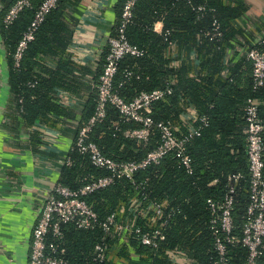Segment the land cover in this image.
I'll return each mask as SVG.
<instances>
[{
	"label": "trees",
	"instance_id": "16d2710c",
	"mask_svg": "<svg viewBox=\"0 0 264 264\" xmlns=\"http://www.w3.org/2000/svg\"><path fill=\"white\" fill-rule=\"evenodd\" d=\"M42 1L30 0V7L23 9L11 24L5 25L4 17L16 0H0V34L9 54L10 111L13 117L17 113L12 123L17 125V117H20L25 126L48 124L50 120L54 126L59 120L51 119V116H56V119L70 117L69 110L58 107L57 90L77 97L88 93L87 100L82 96L78 98L83 108L71 123L76 132L95 112V85L106 49L94 74L88 68H76L68 59H63L76 27L74 20L66 18L68 5L70 1L80 0H59L35 31L34 39L27 44L19 67L14 68L16 46ZM124 2L119 1L112 33L119 25ZM198 7L204 10L198 12ZM248 10L246 0L136 2L125 36L143 54L140 57L128 56L119 62L114 89L121 98L129 101L140 92L169 86L171 95L153 103L149 110L153 123L177 127L180 131L177 134H186L187 127L183 125L182 118L190 110L198 117H205L206 124L193 120V127L201 126V129L199 136L186 144V154L192 160L191 172L169 155L159 165L136 172L133 182L122 178L113 186L94 192L85 199L100 220L112 213L118 214L121 209L131 215L132 204L138 202L141 205L137 213L145 210L150 201L166 202V212L172 213L163 229L165 238L159 241L157 249L142 246L135 234L119 236L114 260L104 264H216L206 201H221L231 184L235 187L232 217L235 234L240 235L249 202L243 111L247 99L258 103V115L263 123L264 160V84L254 90L246 54L231 52L239 44V37H248V41L255 39L248 34L246 25H239ZM214 22L219 25L220 37L211 39L208 35ZM156 23L162 24L160 34L154 31ZM169 42L175 44V51L167 55ZM254 47H258V43L247 51ZM50 59H55L56 63L48 65ZM127 72L130 76H125ZM136 127V124L124 123L117 111L107 106L105 118L94 125L88 139L99 147L103 155L114 161H140L159 144L160 133L154 126L148 146L142 148L123 136L126 129ZM40 138V132L31 134L36 145H40ZM67 156L72 164L62 166L57 180L61 185L76 189L88 175H106L91 167L88 159L75 151H69ZM234 175L241 176L236 184L230 180ZM146 222L139 216L135 226L144 233H150ZM153 227L159 228V223ZM63 234L64 258L70 264H88L95 244L103 237L99 230H76L71 225L64 227ZM174 249L184 254L185 260L174 262L165 256L167 250ZM228 257V264H243L247 251L236 245L229 248ZM256 264H264V239Z\"/></svg>",
	"mask_w": 264,
	"mask_h": 264
},
{
	"label": "built area",
	"instance_id": "2783aa9c",
	"mask_svg": "<svg viewBox=\"0 0 264 264\" xmlns=\"http://www.w3.org/2000/svg\"><path fill=\"white\" fill-rule=\"evenodd\" d=\"M58 1L43 0L35 11L27 31L22 35L13 54L14 68L19 67L27 44L34 39L35 31L45 16L55 9ZM137 1L125 0L122 5L119 25L108 38L102 70L95 85L97 92L95 112L86 123L76 129L70 148V152L75 151L78 155L87 158L91 167L105 172L106 175H88L82 179L84 183L76 189L56 182L43 190V201L31 232L27 264H70L64 258L62 247L63 229L68 225L73 226L76 230H99L103 234L100 242L95 244L88 264H104L114 260V252L120 243L119 236L128 237L135 234L139 243L150 249H157L159 241L165 238L163 229L172 216L171 212H166V202L150 201L146 204L145 210L137 213V208L141 205V202H138L132 204L133 209L129 210L131 215L126 213L125 209H121L118 214L112 213L104 220H100L92 206L85 200L90 194L109 188L122 178L133 182L132 179L136 172L159 165L169 155L178 159L179 164L187 172H191L192 160L186 154V144L194 137L199 136L201 129V126L193 127V120H199L201 125L206 124L205 117H198L190 110L185 112L182 118L183 125L187 127L186 134H177L180 132L177 127L153 123L149 110L153 103L171 95L172 90L169 86L151 92H140L129 101L121 98L114 89L113 82L119 62L125 57H140L143 54V51L131 45L125 36V28L132 19L133 9ZM28 7H30V0H16L4 17L5 25L11 24L19 13ZM203 10V7L197 8L198 12ZM212 27L208 36L211 39L220 37L217 22H214ZM174 51L175 44L169 42L166 54H173ZM246 60L251 66L253 89L256 90L264 84V36L259 40L258 47L247 51ZM125 76H130V73L127 72ZM107 106L114 108L124 123L137 125L136 128L126 129L123 132L124 138L145 148L150 142L152 128L156 126L160 133L159 144L148 151L140 161L117 162L103 155L99 147L88 139V136L94 125L105 118ZM243 111L246 121L249 202L245 219L240 227V235L237 236L232 217L235 203L234 185L228 186L221 201L215 202L211 199L206 201L210 211L209 226L213 235L212 247L216 255V264H228L229 248L236 245L247 251V258L243 264H256L263 248V123L258 115V103L254 99L246 100ZM35 130L40 132L41 136L46 135L43 130L41 131L37 127ZM67 154L61 155L59 158L62 166H71L72 164ZM240 178V175H234L230 180L236 184ZM139 216L147 221L146 224L151 229L150 233H144L135 226ZM157 223H159V228H154L153 226ZM107 239L110 242H107ZM165 256L174 262L184 259V254L179 253L176 249L167 250Z\"/></svg>",
	"mask_w": 264,
	"mask_h": 264
},
{
	"label": "crops",
	"instance_id": "0c3cea01",
	"mask_svg": "<svg viewBox=\"0 0 264 264\" xmlns=\"http://www.w3.org/2000/svg\"><path fill=\"white\" fill-rule=\"evenodd\" d=\"M120 0L70 1L66 18L76 23L73 38L64 50L63 59H68L76 68H88L93 74L100 63L98 47L103 36H111L118 16ZM249 10L240 26H247L248 34L255 37H239L234 51L245 55L264 36V0H246ZM154 31L162 32V24L156 23ZM9 54L0 34V264H27L31 232L43 201V190L57 182L62 168L59 158L70 151L73 143L74 118L80 115L88 93L74 96L57 90L58 107L69 110V118L59 120L54 126L39 123L36 126L46 135L40 145L31 139L38 133L32 126H25L20 117L17 125L12 123L16 115L10 111L11 98L8 87ZM55 64V59L47 61ZM75 113V114H74ZM62 120V121H61Z\"/></svg>",
	"mask_w": 264,
	"mask_h": 264
},
{
	"label": "water",
	"instance_id": "95a60500",
	"mask_svg": "<svg viewBox=\"0 0 264 264\" xmlns=\"http://www.w3.org/2000/svg\"><path fill=\"white\" fill-rule=\"evenodd\" d=\"M108 38H109L108 35L103 36V38H102L101 41H100V44H99V47H98V52H97V56H98L99 58L102 57V55H103V53H104V50H105L106 47H107Z\"/></svg>",
	"mask_w": 264,
	"mask_h": 264
}]
</instances>
